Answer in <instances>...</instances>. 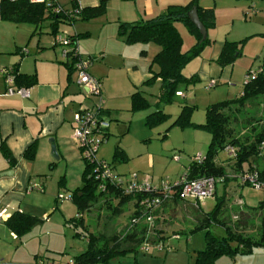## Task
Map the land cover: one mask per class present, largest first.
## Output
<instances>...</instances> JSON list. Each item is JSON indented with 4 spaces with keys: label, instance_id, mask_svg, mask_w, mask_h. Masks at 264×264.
Instances as JSON below:
<instances>
[{
    "label": "rangeland",
    "instance_id": "obj_1",
    "mask_svg": "<svg viewBox=\"0 0 264 264\" xmlns=\"http://www.w3.org/2000/svg\"><path fill=\"white\" fill-rule=\"evenodd\" d=\"M151 1L154 11L149 15L146 13L144 16L146 19L162 14L166 9L165 0ZM189 1L191 0L171 2L185 5ZM121 2L125 1L121 0ZM196 2L201 7L213 8L214 26L207 29V36L215 41L213 45L210 43L204 45L184 66L183 75L187 78L194 76L195 79L192 82L177 84L176 89L181 90L182 96L175 93L169 102H159L160 81L148 80L152 76L150 70L152 59L159 50V46L154 42L126 43L128 48L124 53L108 52L105 60L102 53H95L97 58L90 62L89 69L93 64H106L105 71L108 75L107 78H103V95L90 96L91 100L94 103L101 100L102 108H104V104H108V98L118 109L110 117H106L110 125L107 129L108 136L106 141L99 146L95 157L110 163L113 173L121 176L125 182L136 175L138 182L141 183L145 180L153 185L159 184L162 180L174 183L186 171L191 158L197 155L204 156L210 143V134L207 130L192 125L182 127L176 125L174 120L182 106L193 107L190 119L194 124L204 123L205 109L208 105L234 99L241 94L245 75L257 67L258 59L263 54L264 0H196ZM129 5L132 4L127 6ZM136 5L140 12H143L144 7L141 2ZM116 8L110 9L105 17L97 20L98 23L95 26L97 30L92 35L93 41L106 40L107 34L112 29L109 22L115 19ZM120 15L121 17L125 15L124 10ZM103 24H105L104 28H102ZM174 25L182 39L181 50L191 49L196 41L195 37L190 34L183 22L176 21ZM57 34L62 37L63 32L59 29L54 38ZM120 37L121 43H125L124 37ZM34 39H37V34ZM243 39L245 41L240 54L233 59L232 63L226 65L229 75H213L212 72L204 75L205 77L200 75L202 74L200 72L202 61H210L211 49L214 45ZM110 44L111 47L116 45ZM59 46L61 51L68 48L62 44ZM22 52L26 53L27 50L23 49ZM217 58L212 60V63L223 70L226 66L221 67L217 63ZM151 68L156 69V64ZM212 68L213 66L210 65V69ZM71 72L73 82L76 83V71L72 69ZM212 82L213 85H210ZM136 91H140L150 105L146 109L133 112L130 108V96ZM158 109L167 115L166 118L156 123L148 122V116ZM73 118L74 114L72 121ZM238 119V124L234 125L235 136L252 138L251 135H254L261 125L264 127V96L247 102L239 112ZM249 120H252L251 124L247 123ZM71 141L70 146H74L75 151L71 149L65 153V157L60 156L58 159H55L50 152V163L39 158L34 168L35 173H30V182L24 188V194L39 196L42 205L51 203L52 206L43 217H39L42 220L23 236L25 238L7 239V243L19 245L23 242L32 248L30 255L27 253L22 256L20 252H17L16 255L9 256V258L14 257L13 262L20 259L21 261L17 264L19 262L21 264H71L73 257L87 248V239L75 236V230L66 223L67 219L76 216V206L67 197L81 186V172L84 165L77 143ZM117 149L122 150L123 153L115 156ZM151 160H153L152 163ZM215 161L223 166L228 179L226 183L216 184L213 197L195 205L201 211H211L217 200L224 195L226 188L229 195L226 198L224 217L231 218L229 223H232V216L237 215L240 210L237 198L245 203L246 208H257L263 201L264 195L262 191L249 184L241 185L235 180L233 175L235 161L225 148L218 150ZM248 164L249 161L242 163L244 171L247 170ZM257 164L259 168L264 167V155L257 159ZM117 201V198L109 195L100 197L93 203L91 209L83 214L84 223L89 232L106 237L119 235L121 238L130 233L134 216L132 214L133 202L124 204L122 210L120 209L122 212L117 213L115 211ZM51 210L53 214H50V220L46 221ZM156 211H158L155 212L156 218H151V220L143 215L136 217L138 218L137 225L145 227L144 239L150 240L151 237L163 234V248L149 246L147 251H141L135 257L127 254L120 256L112 263L194 264L197 252L205 246V231L203 229L190 231L189 229L197 223L196 220L201 219V213L195 207H189L180 201H171L167 206L160 210L158 208ZM248 223V233H252V237H257L258 217ZM211 230L215 235L222 233L219 228L212 227ZM9 258L4 259L2 263L11 264L12 261ZM231 259L233 257L222 255L218 257L216 263L224 264L223 261H225L226 264H237V262L231 263Z\"/></svg>",
    "mask_w": 264,
    "mask_h": 264
},
{
    "label": "trees",
    "instance_id": "obj_2",
    "mask_svg": "<svg viewBox=\"0 0 264 264\" xmlns=\"http://www.w3.org/2000/svg\"><path fill=\"white\" fill-rule=\"evenodd\" d=\"M60 13H52L51 7L45 4H33L28 0H0V19L13 23H31L39 26L42 21L50 19L51 29L54 35L57 33L58 24L60 22H72L75 20H88L104 14L106 10L105 0H101L97 6L79 8L76 13L71 10L64 9L61 5ZM195 6L197 14L206 29L214 26L213 8H203L199 6L196 0H191L187 4H170L167 6L163 14L140 19L133 22H123L118 25L119 35L124 37L126 43H142L154 42L159 46L150 65L152 76L150 80L160 81L159 102H169L171 96L177 93V84L180 82H192L195 77L187 78L183 75L184 66L211 40L206 36L201 40V35L196 27L188 18V11ZM77 9V7H75ZM181 21L187 27L196 41L192 48L187 51L181 50L182 39L174 22ZM74 37V36H72ZM77 37V36H76ZM75 38V37H74ZM76 39V38H75ZM245 40L225 41L223 43L217 63L223 67L232 63L233 59L240 54V49ZM156 64L157 68L151 67ZM13 70V68H12ZM69 70H72L69 65ZM14 83L17 87L29 88L36 82L34 74H22L13 71ZM248 73H254V77L248 78L243 84L241 94L225 101L210 104L205 109V120L202 124H194L191 121V111L193 107L183 105L174 123L179 126L192 125L205 129L210 134V143L204 156L200 155V161L195 162L190 159L186 171L182 174L187 179L199 178L202 176H213L223 178L221 182L228 179L223 166L215 161V156L220 148L232 147L235 149V156H230L235 161L233 167L234 174L238 175L244 171L242 163L249 161L248 168H256L257 164L252 165L253 161L264 155V127L260 126L259 130L250 137L235 136L234 125L238 124V114L247 104L258 97L264 96V48L261 58L258 59V65ZM247 73V74H248ZM246 79V78H245ZM147 80V81H148ZM131 111L146 109L149 107L148 100L142 96L140 91L131 94ZM103 110V109H102ZM102 113V111H101ZM161 110H156L148 116V122L156 123L166 118ZM247 123H252L249 120ZM254 131V127L252 129ZM37 150V143L34 140L23 152V157L27 160H33ZM1 154L13 165L14 157L7 147L0 144ZM122 150L117 149L115 156L121 155ZM106 162V161H105ZM108 163V162H106ZM83 169L81 172V186L70 195L71 201L76 206V216L66 220L74 230L75 236L87 239V248L83 252L74 256L71 264H99L109 263L118 260L120 256L132 254L134 257L143 250V244L146 242L149 246L163 248V234L161 233L150 240L144 239L145 227L138 226L136 217L139 215L150 214L153 218L155 212L167 206L171 201L190 202L179 198L175 193L171 198L163 199V196L157 192H141L133 194H124V192L109 182H105V190L98 187V181L93 176V165L83 161ZM110 164V163H108ZM252 165V166H251ZM112 166V165H111ZM264 168L261 170L263 171ZM181 175V176H182ZM180 176V177H181ZM179 177V178H180ZM179 178L177 180H179ZM239 181V179H238ZM239 184L240 181H239ZM243 185V184H241ZM111 196L117 198L115 211L120 212L122 206L126 203L133 202L132 226L130 233L121 238L119 235L106 237L104 235H94L89 232L84 223L83 214L91 209L94 202L100 197ZM264 195V194H263ZM160 198V205L153 209L148 207L147 201L154 198ZM163 199V200H162ZM226 197L223 195L217 200L214 207L209 212L199 210L194 204L196 210L201 214V219L196 220V224L192 225L190 231L203 229L205 246L198 251L194 264H217L216 260L222 255L235 257L237 255L250 254L254 248H262L264 250V199L257 208L243 209L240 205L237 215H233V222L229 217H224ZM122 210V209H121ZM122 212V211H121ZM120 212V213H121ZM258 217V236L252 237V233H246L249 220ZM156 218V217H155ZM42 219L29 215L20 211L12 212L6 219V225L16 237L24 236L34 225ZM155 220V219H154ZM136 221V222H135ZM219 228L222 233L215 235L211 228ZM100 243V244H99Z\"/></svg>",
    "mask_w": 264,
    "mask_h": 264
},
{
    "label": "crops",
    "instance_id": "obj_3",
    "mask_svg": "<svg viewBox=\"0 0 264 264\" xmlns=\"http://www.w3.org/2000/svg\"><path fill=\"white\" fill-rule=\"evenodd\" d=\"M100 1L57 0V3L64 9L72 10L77 6L81 8L94 7ZM122 1L125 2H121V0H105L106 12H104V15L88 20H75L67 23L60 22L57 32L60 29L63 32L62 36H74L79 44L81 57L91 61L97 58L95 53H102L104 60L108 52L118 51L119 53H124L128 47L125 45L126 42L121 43L120 41L121 37L118 25L123 22L128 23L146 19L144 18L146 13L148 15L152 14L154 8L151 0ZM171 1L173 0H165L166 8L170 4L179 3ZM140 2L144 7L143 12H140L136 5V3L139 4ZM126 4L132 5L127 6ZM115 7H117L114 14L115 19L109 22L112 29L107 34L106 40L101 42L99 40L93 41L92 35L97 30V27H95L98 23L97 20L105 17L106 13ZM123 10L125 15L121 17L120 13ZM50 23L51 20L46 19L39 26H35L31 23H13L0 19V69L13 68V71L18 74H34L36 77L35 84L28 88L29 96L22 98L18 95H6L8 85L0 73V144L3 143L15 159V162L11 165L0 153V173L9 170L13 171L12 175L0 176V209L6 208L8 216L14 211H20L29 215L43 217L46 211L51 208V203L45 206L42 205L41 201H39V196L24 194V188L30 182V173H35L34 168L39 158H43L47 163H50L49 138L54 139L58 158L60 156L65 157V153L71 151V149L73 151L76 150L73 149L74 146H70L72 145L70 142L73 140L72 115L79 109L90 107L94 104L91 97L86 95L85 90L73 82L72 70H69L72 58L64 55V49L61 51L59 44L55 41L54 34L51 33ZM104 27L105 24L102 25V28ZM36 34L37 39H34ZM209 38L212 41L210 44L213 45L215 39ZM110 43L116 45L111 47ZM222 46L223 44L220 43L214 45L211 49L210 61H202L200 69L202 77H205L204 75H207L209 72H212L211 74L213 75H229L226 71L228 70L227 66L221 70L212 63V60H215L219 56ZM23 49H26L27 52L23 53ZM210 65L213 66L212 69H210ZM106 68V64L100 63L93 64L89 69V73L101 83V95H103V78H107L108 76L105 71ZM176 92H181V90L177 89ZM107 101L108 104H104V108H102V114L110 117L118 109L116 106H113L108 98ZM101 106L103 105L101 104ZM34 140L37 143L35 157L33 160H27L23 157V152ZM150 162L152 163L153 160ZM251 164L255 165L257 162L253 161ZM257 167L259 168L258 164ZM233 175L235 180L239 182L236 178L237 173ZM224 195L226 198L229 195L226 188ZM236 201L243 209H249L246 208L245 203L240 198H237ZM180 203L194 207L192 202L180 201ZM50 214H53V210L47 215L46 221L50 220ZM6 219L0 223L1 262L5 261L4 259H8L10 255H16L17 252H20L24 256L27 253L30 255L32 251V248L25 245L21 240V244L19 245L7 243L8 238L21 239L23 236L21 238L16 237L7 227L5 223ZM248 232L249 229L247 228L246 233ZM9 259L12 261L11 264H17L18 261H21L19 259L13 262L14 257ZM22 260L25 261L24 259ZM112 262L99 264H114ZM234 262H237V264H264V250L262 248H254L250 254L233 257L231 263ZM8 263L6 262L5 264ZM223 263L226 264L225 261ZM18 264H21V262Z\"/></svg>",
    "mask_w": 264,
    "mask_h": 264
},
{
    "label": "built area",
    "instance_id": "obj_4",
    "mask_svg": "<svg viewBox=\"0 0 264 264\" xmlns=\"http://www.w3.org/2000/svg\"><path fill=\"white\" fill-rule=\"evenodd\" d=\"M14 1V0H11ZM33 4H45L51 7L52 13H60V6L57 0H28ZM77 9H73L76 13ZM56 43L62 44L65 47L64 55L72 58L71 68L76 71L77 79L76 83L85 90L86 95L90 96H101V83L93 77L88 69L91 60L83 59L80 55L77 40L69 35H63L60 37L59 34L55 38ZM5 78V82L8 85L6 95H18L22 98L29 96V90L25 87H17L14 83V73L12 68H3L0 71ZM254 77V73H248L245 75V80ZM213 85V82L210 84ZM177 95L182 96V93L177 92ZM101 101H97L90 107L81 108L74 113L73 127H72V138L77 143L80 150L82 160L93 165V176L98 181V187L105 190V182H109L120 188L124 194H133L138 191L141 192H157L163 196V199L171 198L175 193L178 194L182 200L193 202L198 204L205 199L214 196L216 184L222 181L221 178L213 176H202L194 179H187L182 175L179 180L171 183L170 181L162 180L157 185H153L147 180L144 182H138L136 175H133L127 182L123 181L121 176L113 173L111 164L106 163L104 160H98L95 154L99 146L104 143L107 139V129L109 127V120L102 113ZM230 156H235V149L232 147L226 148ZM192 161H200V155L192 158ZM249 168L248 170L242 171L238 175V179L241 184H249L257 190H260L264 194V170ZM71 200L70 195L67 197ZM162 199V200H163ZM148 207L153 209L158 208L160 205V198H154L152 201L146 202ZM141 216V215H140ZM147 216L149 220L153 218L150 214L143 215ZM8 217L7 209H0V223ZM138 221V219H136ZM135 221V222H136ZM149 247L148 243L143 244V250L147 251ZM160 248V247H159ZM0 264H3L0 261Z\"/></svg>",
    "mask_w": 264,
    "mask_h": 264
},
{
    "label": "water",
    "instance_id": "obj_5",
    "mask_svg": "<svg viewBox=\"0 0 264 264\" xmlns=\"http://www.w3.org/2000/svg\"><path fill=\"white\" fill-rule=\"evenodd\" d=\"M188 18L192 22V24L196 27V29L199 31L201 35V40L205 39L207 36V29L204 27L202 22L200 21L198 14H197V8L193 6L189 11H188ZM49 143L51 146V155L55 158L58 159V153H57V148L54 142L53 138H49ZM13 171H4L0 173V176H7V175H12Z\"/></svg>",
    "mask_w": 264,
    "mask_h": 264
}]
</instances>
